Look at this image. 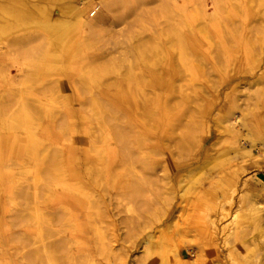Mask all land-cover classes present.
<instances>
[{
  "label": "rangeland",
  "instance_id": "rangeland-1",
  "mask_svg": "<svg viewBox=\"0 0 264 264\" xmlns=\"http://www.w3.org/2000/svg\"><path fill=\"white\" fill-rule=\"evenodd\" d=\"M31 1L0 0V264H264V0H86L114 4L85 34L82 0Z\"/></svg>",
  "mask_w": 264,
  "mask_h": 264
},
{
  "label": "bare ground",
  "instance_id": "bare-ground-1",
  "mask_svg": "<svg viewBox=\"0 0 264 264\" xmlns=\"http://www.w3.org/2000/svg\"><path fill=\"white\" fill-rule=\"evenodd\" d=\"M28 1H30V0H28ZM37 1V0H36ZM72 1V3H74V0H71ZM85 1L86 0H82L81 1V4H78L77 6H72L71 7V9L69 10V12H67V14H71L72 15V17H70V18H74L75 19V21H76V19H77V23H79L80 24V22L78 21V19L80 18V20H82V19H84V18H82V13H84V12H86V10H88V12H90V11H93L94 9V13L91 15V12L89 13L90 14V16H91V18H92V25H90V26H88V28H86V27H81V26H79V25H75V28L79 31V32H81V33H83V34H85L86 32H94V26H95V29H97V28H99V27H96V26H100L101 28L103 27V26H105V25H107V22L108 21H110L111 20V17L109 16L110 15V13H111V10H112V5L114 4V2H112L113 4L111 5L110 4V2L108 1L107 3H109L110 5L108 6H106V8H103V6L105 7V5L104 4H100L99 3V7L97 6V5H94V4H87V3H85ZM97 1V0H96ZM95 1V2H96ZM100 1V0H99ZM134 1V3L135 2H141V1H144V0H132V2ZM32 2V1H31ZM31 2H29V4L31 3ZM34 2V1H33ZM31 3L33 6H35L36 8H38L39 7V9H41L40 11H44V9H45V7L47 6V5H51V3L50 2H48L47 0H40V1H37V3L36 4H34V3ZM101 2V1H100ZM105 2V1H104ZM261 2H262V0H261ZM260 1H256V0H254V1H251V3L249 4L250 6H257V7H259L258 5L261 3ZM22 3V2H21ZM248 3V2H247ZM16 4H18V3H16ZM22 4H24V3H22ZM31 4H30V6H31ZM121 4V3H120ZM75 5V4H74ZM233 5V4H232ZM236 5H238V4H236ZM260 5H264V3H262V4H260ZM100 6H102V7H100ZM32 7V6H31ZM252 8V7H251ZM0 9L2 10V11H5V9H4V7H2L1 6V4H0ZM7 10V9H6ZM105 10V15H101L102 13H103V11ZM136 10V9H135ZM41 12V13H42ZM58 12H59V10H58ZM115 12H117V11H115ZM134 12V11H133ZM44 13V12H43ZM42 13V14H43ZM48 14H44V19H43V22L45 23L44 25H45V27H48V28H59V27H62V32L61 33H59V35L58 36H56V37H58V38H60L59 36H61L63 33H66L67 31H68V33L70 32L69 31V29L71 28V26H72V24H71V22H68L67 20L65 21V19L63 18V19H61V17L60 16H58V17H55L53 14H52V11L51 12H47ZM62 13V12H61ZM112 13H114V12H112ZM201 13H203L202 11H201ZM243 13V12H242ZM8 14V13H7ZM63 14V13H62ZM66 14V13H65ZM119 14V16H120V13H118ZM88 15V14H87ZM64 17V16H63ZM88 17H89V15H88ZM87 17V18H88ZM112 17H113V15H112ZM82 18V19H81ZM128 19V18H127ZM126 20V19H125ZM6 21V20H5ZM74 21V20H73ZM91 22H89L88 24H90ZM99 25H98V24ZM6 24V23H5ZM84 26L86 25V24H83ZM109 27V26H108ZM107 27V28H108ZM0 29H1V26H0ZM74 29V28H73ZM164 30V29H163ZM97 31V30H96ZM80 33V34H81ZM161 33V32H160ZM70 34V33H69ZM64 35V34H63ZM62 35V36H63ZM78 35V34H77ZM81 36V35H80ZM89 36V35H88ZM160 36V35H159ZM83 38V37H82ZM240 38V37H239ZM260 38V37H259ZM36 39V38H35ZM49 39V38H48ZM47 39V40H48ZM26 40V39H25ZM143 40V39H142ZM142 40L140 41L141 43H142ZM44 41V40H43ZM76 41V40H75ZM84 41V40H83ZM11 42V41H10ZM27 42V41H26ZM30 42V41H29ZM28 42V43H29ZM15 42H13V44H14ZM156 43V42H155ZM161 43V42H160ZM159 43V44H160ZM8 43H6V45H7ZM27 44V43H26ZM190 44V43H189ZM211 44V43H210ZM12 45V44H11ZM140 45V44H139ZM142 45H145L144 43H142ZM191 45V44H190ZM14 46V45H13ZM6 47V46H5ZM137 47V46H136ZM136 47H134V50H136L135 52H136V54H138L139 53V49L137 50V48ZM140 48V47H139ZM149 48V47H148ZM175 48V47H174ZM96 49V48H95ZM205 49V48H204ZM78 50H80V48H78ZM124 50V49H123ZM126 50V49H125ZM157 50H159V52H161V54L162 55H164L165 57H166V55H167V49H166V47L165 46H160L159 47V49H157ZM172 50V49H171ZM174 50V49H173ZM173 50H172V52H173ZM129 51H131L130 49H129ZM128 51V52H129ZM154 51V50H153ZM178 52L180 51V50H177ZM183 51V50H182ZM128 52L126 51V53H127V56L126 57H128ZM181 52V51H180ZM5 53V50H4V48L3 47H0V55H3ZM123 53V52H122ZM108 54V53H107ZM121 54V53H120ZM174 54H176V53H174ZM177 54H180V53H177ZM176 54V55H177ZM122 55H124V53L122 54ZM143 55V54H142ZM181 55V54H180ZM182 55H183V53H182ZM105 56V55H104ZM134 56V55H133ZM147 56H148V54H147ZM157 56H158V54H157ZM111 56L109 55V59H110V61H111V59L112 60H114L115 58V56H113L112 58H110ZM118 57V56H117ZM145 57V56H144ZM150 57H151V55H150ZM179 57V56H178ZM177 57V61L179 60L180 61V59ZM100 58V57H99ZM182 58V57H181ZM118 59V58H117ZM120 59H123V57L122 58H119V60ZM127 60V62H128V59L129 58H126ZM132 59H133V57H132ZM137 59H138V56H137ZM148 59V58H147ZM175 59H176V56H175ZM183 59V61H184V58H182ZM119 60H117V61H119ZM141 60V59H140ZM144 60H145V58H144ZM143 60V61H144ZM97 61V60H96ZM100 61V60H99ZM123 61V60H122ZM125 61V60H124ZM125 61V62H126ZM134 61V60H133ZM182 61V60H181ZM120 62V61H119ZM145 62V61H144ZM152 62L153 63H150V65L153 67V66H155V68H156V70H158L159 68H162V67H160L159 66V64L157 63H155L154 61H153V59H152ZM175 62H176V60H175ZM91 63H94L93 61L91 62ZM98 63V62H97ZM116 63V62H115ZM114 62H113V64H115ZM136 63H138V62H136ZM177 63H179V62H177ZM182 62H180L179 63V65L181 64ZM185 63V62H184ZM111 64V63H110ZM183 64V63H182ZM182 64H181V66H182ZM95 65V64H94ZM100 65V64H99ZM107 65V64H106ZM168 65V67H169V65H170V63H168L167 64ZM89 66H91V65H89ZM92 66H93V64H92ZM166 66V65H165ZM139 67V65L138 64H135L134 65V68H135V70L136 71H140V68H138ZM148 67V66H147ZM198 67V66H197ZM97 68V67H96ZM99 68H100V66H99ZM128 68V67H127ZM177 68V67H176ZM181 68H183V67H181ZM152 69H154V68H152ZM178 69H179V66H178ZM87 70V69H86ZM127 70V69H126ZM128 70H130V69H128ZM134 70V69H133ZM88 71V70H87ZM155 71V70H154ZM183 70H179V72L181 73ZM131 72V71H130ZM184 72V71H183ZM141 72H139L138 73V75L139 76H141V74H140ZM137 78V77H136ZM141 79V78H140ZM7 80H9V78H7ZM137 81V80H136ZM141 82V81H140ZM146 83V82H145ZM139 84V83H138ZM142 85V84H141ZM144 86H145V84H143ZM56 86V85H55ZM54 86V87H55ZM140 86V85H139ZM138 85H137V87H139ZM145 89V88H144ZM138 90V89H137ZM139 95V94H138ZM146 96V95H145ZM150 96V95H149ZM28 118V117H27ZM27 118L26 117H24V115H20V117H19V122H20V126L23 128V130H26L25 131V136H24V138H22V142H24V143H26V145L28 146V148H29V151L31 152V153H27V155H29L32 159H34V156L36 155V153H32V148L35 146V144H36V141L34 140V138L32 137V135H31V133H30V130H29V121L27 120ZM242 127V118H241V116L240 115H237L236 113H233V112H231V114H230V116H228V117H226V118H224L223 120H220V121H218L216 124H215V128H216V131L218 132V134H229V135H231V139L232 140H234V142L232 143V145L229 147V151H232V153H238V152H243L244 151V148H241L240 147V143H242V142H247V140H248V137H249V134L248 133H243V132H241L240 131V128ZM235 131V132H234ZM18 141L16 140V137H14L13 135L11 136V135H7V136H5V138H4V141H3V143H4V145H6V147H7V149L8 150H11L12 148H13V144H16ZM72 154V153H71ZM66 156V155H65ZM37 157V156H36ZM70 157H72L71 155H70ZM52 160H54V159H52ZM59 170V169H58ZM58 170H56V172H55V178H56V182L58 183V184H60V186L61 187H64V185L66 184V182H65V180L63 179V176H62V172H57ZM73 174H75V173H73ZM67 186H69V185H67ZM250 200H251V210H250V212L248 213V216H251L252 218H256L257 217V215L260 213V212H262L261 214H264V190H262L261 192H256L255 194H252L251 196H250ZM227 242V241H226ZM201 252V251H200ZM226 259V258H225Z\"/></svg>",
  "mask_w": 264,
  "mask_h": 264
}]
</instances>
